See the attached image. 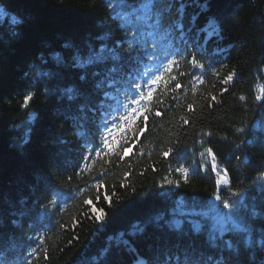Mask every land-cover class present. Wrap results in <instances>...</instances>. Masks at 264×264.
Segmentation results:
<instances>
[{
    "label": "trees",
    "instance_id": "16d2710c",
    "mask_svg": "<svg viewBox=\"0 0 264 264\" xmlns=\"http://www.w3.org/2000/svg\"><path fill=\"white\" fill-rule=\"evenodd\" d=\"M204 3L205 0H165L168 20L181 21L184 35H188V39L194 43L189 56L195 54L205 65V83L201 86L191 85L187 77H180L185 87L180 90L179 100L162 97L164 104L160 105L161 111L169 104L172 105L171 110L161 117L150 116L149 132L141 138L145 152H151V161L147 156L137 160L134 149L133 155L126 157L125 161L114 158L105 165L109 169L105 186L112 196L109 205L102 196L99 202L95 201L94 189L82 194L76 191L77 186L86 188L91 183V177L100 170V164L92 175L77 176L65 182L74 174V169L62 161L71 159L75 153L69 151L71 146L61 145L57 141L61 132L73 139L64 121L63 106L58 97L44 94L43 87L36 85L32 87L36 96L29 101L27 108L22 106L24 95L31 87V82L23 75L28 66L39 65L41 56L50 60L54 53L68 59L72 50L63 45L69 41L81 46L84 51L86 42L99 47L102 42L96 37L114 26L111 20H108L106 27L102 24L108 16V9L101 0H0V8L7 13L0 17V206L4 209L6 233H18L15 240L5 241L1 259L8 260L11 256L16 261L23 258L28 251L27 245L36 243L28 236L36 235L32 228L43 230V227H39L37 215L42 210L34 209L30 218H25L27 223L24 228L17 230L7 224L8 207L21 196H27L34 183L42 187L44 181L48 180L70 198L73 194L75 197L64 214L55 208L51 210L53 226L48 232L51 239H46L43 246L49 249V259L44 260L41 254L39 261H33V264H136L138 258L147 260L149 264H163L169 252L176 253L178 250L154 220L159 211L170 206L158 196L159 192L166 190L160 189L158 182L166 174L169 163L175 167V161H164L159 152L167 148L169 141L176 136L181 137V151L185 145L191 147L195 133L200 129L213 131L210 146L216 152L221 167L229 172L231 190L242 193L249 204H255L257 211L262 212L264 150L256 144L237 151L235 145L250 137L239 133L233 135V132L241 126L256 132L264 124V107L254 102V96L264 89V72L257 71L264 66L261 64L264 60V0H209L208 10L202 11ZM181 5L184 6L182 17L178 12ZM17 13L24 22L12 25L10 17ZM210 20L220 31V36H214L201 47L206 33H199L198 42L197 33L207 27ZM112 38L120 39L121 32L113 31ZM190 68L182 64V70L190 71ZM213 72L218 75L213 76ZM232 72L236 74L233 82L228 85L219 83ZM65 76V83H72L76 72L68 70ZM193 87L196 88L195 92L191 91ZM224 87L228 88V92L221 96ZM211 95L217 96L221 102L214 104L212 109L205 106L202 110L201 105L207 103L204 97ZM241 95L246 96L247 101H240ZM193 100L195 116L185 135L179 127V119L187 112L186 105ZM225 135L229 140L219 139ZM234 155H240L241 161H236ZM128 162L134 166L126 182L130 186L122 188L120 180L128 170ZM149 163L156 165L157 172L149 169L140 176L139 173ZM190 163L189 156L187 164ZM211 175L210 179L208 174L201 172L188 185L182 182L180 188L172 189L177 193L174 198L183 197L189 202L192 197L201 201L210 199L218 191L215 174ZM174 178L178 177L174 174ZM219 193L224 199L231 196L228 186H220ZM86 197L93 200L97 209H103L101 221L95 218L89 220L83 215L86 209L82 201ZM33 199L29 200L30 208ZM73 218L80 221L75 231H72ZM61 223L66 224L67 228L59 229ZM261 230L259 226L256 227L257 241ZM73 236L77 239L73 240ZM253 247L257 249L258 260H251L253 251H249L250 261L252 264H264L261 261L264 260V253L259 251V244Z\"/></svg>",
    "mask_w": 264,
    "mask_h": 264
},
{
    "label": "snow or ice",
    "instance_id": "6c2138e0",
    "mask_svg": "<svg viewBox=\"0 0 264 264\" xmlns=\"http://www.w3.org/2000/svg\"><path fill=\"white\" fill-rule=\"evenodd\" d=\"M101 3L108 9V16L102 24L106 27L108 20H111L114 26L96 37L102 42L100 46L86 42L84 51L81 46L69 41L63 45L64 48L72 50L68 59L60 53H54L50 58L51 63L48 58L41 56L39 65H29L23 75L31 82V87L24 95L22 106L27 108L29 101L36 96L37 93L32 90L36 85L43 87L44 94L58 97L63 106L64 121L68 124V131L73 139L67 138L61 132L57 141L61 145L71 146L69 151L75 153L71 159L65 158L62 161L64 165H71L74 169V174L65 182L91 173L99 163L100 170L91 177V183L86 188L77 186L76 191L82 194L94 189L96 202L102 196L104 202L111 205L112 196L108 194L105 186L109 169L105 165L110 164L114 158L125 161L126 157L133 155L134 149L137 160L147 156L151 161V152L146 153L141 143V138L149 132V117H161L171 110L172 105L169 104L161 111L160 105L164 104L162 97L172 101L179 100L180 90L185 87L182 86L180 77H187L191 85L204 84L202 76L205 65L195 54L185 57L174 50L173 30H179L180 39L184 41L181 21L171 20L169 26H163L158 20L152 23L161 11V0H101ZM208 3L209 0H205L201 6L202 11L208 10ZM183 11L184 6L181 5L178 9L181 17ZM168 14L171 15V12ZM5 15V10L0 8V17ZM10 22L12 25H19L24 21L17 13L10 17ZM113 31L123 33L122 37L113 39ZM200 32L206 33L201 47L214 36H220V31L213 26L211 20L207 27L198 31L197 42ZM182 62L189 65L192 71L182 70ZM261 64L264 65V60ZM197 69L201 71L198 73ZM68 70L76 72L72 83H65V73ZM257 71L264 72V66ZM212 75L216 76L218 73L213 72ZM235 76L232 72L219 83L228 85L234 81ZM191 91L195 92L196 88L193 87ZM226 92L228 88L224 87L221 96ZM204 99L207 103L201 105L202 110L205 106L212 109L214 104L221 102L215 95ZM239 100L247 101V97L241 95ZM254 102H259L260 107H264V89L254 96ZM194 105V100L188 103L187 112L179 119V127L185 135L195 116ZM28 115L31 119V113ZM237 133L250 137L235 145L237 151L256 144L264 150V124L256 132L251 128L236 127L233 135ZM213 135L211 129L198 130L193 145H185L183 151L179 148L181 137L176 136L169 141L167 148H162L159 152L164 161H175V167L169 163L166 174L158 182L160 189H166L159 192L158 196L170 203V206L159 211L154 220L178 250L176 253L169 252L163 264H252L249 259L251 249L248 246H255L257 243L259 251L264 253V204L261 205L262 212H258L257 206L249 204L242 193L231 190L229 172L221 167L216 152L210 146ZM219 139L229 140V137L225 135ZM189 156L191 163L187 164ZM234 159L239 162L241 156L234 155ZM133 167L128 162V170L123 173L120 187L130 186L126 182ZM149 169L157 172L156 165L149 163L139 175H145ZM201 172L208 174L210 179L211 174H215L218 191L210 199L203 201L196 197H192L191 202L183 197L175 199L177 193L172 189L180 188L182 182L188 185ZM174 174L178 178H174ZM221 185L228 186L231 196L239 198H222L219 193ZM132 190L135 191V188L132 187ZM65 196L60 188L48 180L44 181L42 187L34 183L27 196H21L9 204L7 224L13 229H23L27 223L25 218H30L34 209L42 210L37 215L44 220L45 214L50 213L53 208L57 212L61 211L58 199L63 201ZM33 197L35 199L32 200L30 208L29 200ZM82 204L86 209L83 213L86 219L102 220L103 209H97L91 198H84ZM79 223L78 219L73 218L72 231H75ZM257 226L262 229L258 241L255 231ZM39 227L42 228L43 224ZM58 227L66 229L67 225L61 223ZM5 228L4 209L0 206V253L4 251L5 241L15 240L18 234L16 231L6 233ZM31 231L36 232L38 229L32 228ZM28 239L36 243L27 245V254L23 256L24 264L39 261L41 254L44 260H48L49 249L43 247L46 239H51L48 232L28 236ZM72 239L77 237L73 236ZM71 242L70 240L69 243ZM0 264L17 262L9 256L8 260L0 259ZM136 264L149 262L138 258Z\"/></svg>",
    "mask_w": 264,
    "mask_h": 264
},
{
    "label": "bare ground",
    "instance_id": "6f19581e",
    "mask_svg": "<svg viewBox=\"0 0 264 264\" xmlns=\"http://www.w3.org/2000/svg\"><path fill=\"white\" fill-rule=\"evenodd\" d=\"M1 259V258H0Z\"/></svg>",
    "mask_w": 264,
    "mask_h": 264
}]
</instances>
